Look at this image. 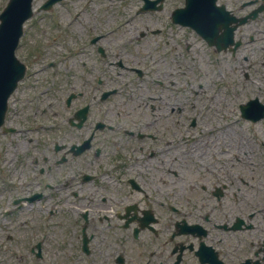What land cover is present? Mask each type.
<instances>
[{
	"label": "flooded vegetation",
	"instance_id": "1",
	"mask_svg": "<svg viewBox=\"0 0 264 264\" xmlns=\"http://www.w3.org/2000/svg\"><path fill=\"white\" fill-rule=\"evenodd\" d=\"M93 1L85 20L107 29L84 34L98 44L158 46L183 29L170 15L184 0L145 13L142 0ZM226 1L247 18L243 46L264 39V0ZM115 56L66 58L41 81L26 72L9 98L0 188L15 264H264L262 157L200 147L192 128L206 121L183 117L184 58Z\"/></svg>",
	"mask_w": 264,
	"mask_h": 264
},
{
	"label": "rangeland",
	"instance_id": "2",
	"mask_svg": "<svg viewBox=\"0 0 264 264\" xmlns=\"http://www.w3.org/2000/svg\"><path fill=\"white\" fill-rule=\"evenodd\" d=\"M114 1H106L105 5L113 4L115 6L119 2ZM5 2L6 0H0V9ZM65 2L64 0L57 5L51 14L37 15L35 22L32 21L27 25L26 36L17 51L19 58H83V54H79V48L82 46L79 33L83 32V26L73 14L67 11L68 9H79L81 3L80 0L77 2L69 0L67 2L69 8L65 9ZM29 52L35 55L30 56ZM195 54L198 57V64L193 66L192 62H189V66H193V70L189 71L188 75L184 73V76L186 75L185 79L189 78L192 82H199L201 87L195 97L185 93V99L192 100L201 108H209L204 111L205 118L208 113L212 114L215 119V129L222 134L223 126L227 128L230 121L237 116V103L244 102L247 97L252 96L264 99V86L260 83L262 85L261 92L257 87L259 82L264 80V66L260 62L257 64L260 57H250L249 62L252 65L247 66L248 61L242 62L243 56L237 63L238 59L227 58L224 54L217 53V58L213 63V54L202 46L196 49ZM58 71H63L62 65ZM245 71L248 72V78L243 76ZM235 124L237 123L235 122L231 129L246 134L249 149L258 146L259 140L264 143V125L263 127L259 125L247 126L241 123L238 127ZM228 130L229 128H227V132H229ZM224 148V143L218 141L213 144L212 149L217 150L218 153L222 152ZM9 224V218L0 216V264H14L15 260L9 252V247L14 245V242L12 241L9 246H6V242L2 241L4 234L2 229Z\"/></svg>",
	"mask_w": 264,
	"mask_h": 264
},
{
	"label": "water",
	"instance_id": "3",
	"mask_svg": "<svg viewBox=\"0 0 264 264\" xmlns=\"http://www.w3.org/2000/svg\"><path fill=\"white\" fill-rule=\"evenodd\" d=\"M23 3H27L26 7H29V0H10L8 3V6L6 7V12L5 13H10V12H14L18 7H20ZM3 14V13H2ZM1 14V16H2ZM0 16V17H1ZM11 26L8 24V28H10ZM1 24H0V42H1ZM16 38V36H15ZM12 49V46H11Z\"/></svg>",
	"mask_w": 264,
	"mask_h": 264
}]
</instances>
